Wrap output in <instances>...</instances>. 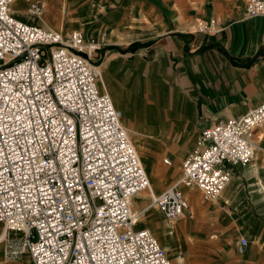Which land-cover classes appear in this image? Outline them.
<instances>
[{"label": "built area", "instance_id": "2783aa9c", "mask_svg": "<svg viewBox=\"0 0 264 264\" xmlns=\"http://www.w3.org/2000/svg\"><path fill=\"white\" fill-rule=\"evenodd\" d=\"M0 0V224L4 257L33 264H171L133 202L151 192L121 110L100 87L94 62L103 43L25 22ZM27 15L43 5L30 2ZM248 17H264V0H248ZM199 21L192 34L214 32ZM264 103L204 128L182 174L151 197L169 227L189 209L184 189L214 202L233 177L231 166L255 156ZM170 164V160H165ZM14 234V238L9 235ZM248 244L240 238V251ZM0 264H5L0 261Z\"/></svg>", "mask_w": 264, "mask_h": 264}, {"label": "crops", "instance_id": "0c3cea01", "mask_svg": "<svg viewBox=\"0 0 264 264\" xmlns=\"http://www.w3.org/2000/svg\"><path fill=\"white\" fill-rule=\"evenodd\" d=\"M139 1L142 4L136 18H150L153 35L144 38L145 43H141L138 50L125 52L123 59L113 60L111 53L106 56L101 52L103 60L99 54V62H94L100 65V69L105 66L104 70L111 71L109 77L107 74L106 84L115 95V101L123 102L118 98V92L126 94L124 106L135 101L131 100L128 87L133 75H143L148 83L155 74L161 76L159 78L167 94L161 93L159 98L150 100L144 117H134L133 125L136 123L139 130L133 137L147 147L156 145L161 151L168 150L175 161L186 160L204 128L242 116L264 103V17L245 14L248 0H169L171 3L181 1L182 10L173 8L171 3L162 5L161 0H121L122 7L110 8L112 10H108L110 13L104 19L114 26L122 18H133L135 10L132 4ZM115 2L106 0L98 3ZM165 5L168 13L163 18L160 6ZM155 6L157 9L160 7V14L156 13ZM128 7L131 10L126 11ZM12 12L19 19L28 13L14 9ZM199 19H215L214 32L192 34L191 31H183L194 20L197 24ZM138 52H141L140 56H137ZM102 89L107 92L104 87ZM137 105L134 103L133 106ZM115 106L124 113L122 107ZM260 130L258 128L254 133L258 147L254 160L244 166L228 165L233 172L232 180L224 190L222 200L216 204L219 208L212 211L215 213V233L218 231L222 239H232L223 247L220 264H264V132L259 133ZM172 145L175 147H169ZM168 160L172 165V160ZM196 201L200 199L194 198L193 202ZM149 204L137 228L149 229L139 227L154 207ZM242 237L248 240V244L240 251ZM174 243L173 252L182 255L176 239ZM25 256L19 262L9 261L5 259L3 250L0 251V261L5 264H33L28 255Z\"/></svg>", "mask_w": 264, "mask_h": 264}, {"label": "rangeland", "instance_id": "374dc122", "mask_svg": "<svg viewBox=\"0 0 264 264\" xmlns=\"http://www.w3.org/2000/svg\"><path fill=\"white\" fill-rule=\"evenodd\" d=\"M39 1L43 2V4L40 2V4L43 5L40 17L33 18V17H30V15L29 16L27 15L25 16V18H20V19L25 22H29V21L35 22L38 25L44 27L45 29L46 28L50 29L47 19L45 20V17L43 16V14L47 10L51 13L52 17L49 20L53 21V27H57V28L62 27L64 28L65 31H69V33L81 31L85 34L87 33L86 37H88V39L90 40L93 37L97 41L100 40L103 43V45H102V49L98 53L100 54V56H102V60H103V55H102L103 53L105 55L107 53H111L113 60H115V58L123 59L124 58L123 55L125 54V52L136 50V49L138 50L140 48V44L145 43L144 38H148L150 35H153L151 34L153 31L152 30L153 21L150 18L149 19H137L136 18L138 14V9L142 4L140 1L134 2L132 4L133 10H135V12L132 13L133 18L131 19H129V17L125 19L122 18V20L121 19L118 20L117 24H115L114 26L109 25V22L106 19H104V17L106 14L110 13L108 11L110 8L114 9L120 5L122 7L123 5L122 2H119L121 0H115L117 2H115L114 4L113 3H107V4L98 3L100 1L103 2L106 0H97L98 2L96 0H60L61 4L59 2H54L55 4H49L48 0H31V2H39ZM110 1H113V0H110ZM161 1H163L162 5L165 3L167 4L171 3L169 0H161ZM175 3L177 5H175ZM62 4H64V9L61 7ZM19 5H20L19 9L21 11L23 12L28 11L27 10L28 3L21 2ZM171 5H173V8L182 10L181 1L172 2ZM160 7H161V10H160L161 15L163 16L167 12L166 11L167 6L165 5V7L163 6H160ZM160 7L157 9V6H155L156 13L158 14H160V11H159ZM14 9L18 10V8L16 7H14ZM129 9L130 7H128L126 11H128ZM165 20H168L166 16H165ZM200 20L201 19H199V21ZM194 22H196V20L190 23L187 27L183 28V31L184 30L186 32L194 31L195 29ZM54 31L61 32L59 30H54ZM125 31L127 32V35L125 34L126 33ZM140 55H141V52H138L137 56H140ZM95 60L96 62H99V59L98 61L97 59ZM96 64L98 65V63ZM104 67L105 66H102V69H101L103 70V74L105 71L103 69ZM106 71L109 77V73H111V71L109 69H106ZM159 77L161 76L158 74H155V76H153V79H151L149 83L147 82L146 77H144L143 75H138V73L131 77L128 83V87H129V91L132 97L131 100L132 99L135 100V101H132L133 103L130 104L133 110L136 109L138 106V105L133 106L134 103L139 104L140 102V105L144 103L143 109H144V112H146L147 106L150 105L149 103L150 100L154 101L155 99L159 98L161 93L162 95L167 94L165 87L162 85L164 83L160 81ZM150 86H151V89L149 91L148 89ZM160 86H162V88H160ZM107 87H108L107 89L108 93L113 98V101H115V95L111 92V89L108 85ZM147 93H148V98H147ZM117 94L119 95L118 97L119 99H123V102H124V99L127 98L126 94L124 93L118 92ZM123 102L119 103L117 102V100L115 101V103L118 104L119 107L124 106ZM260 132H264V128H261L259 133ZM132 141H133V138H132ZM137 144H138L137 147H138V152H139L138 154L140 155L143 161L145 170L148 172L151 186L153 185V187L155 188L156 195L161 194L163 191L169 189V187L172 185L173 182H175L176 180L180 178L181 172H182V163L185 159L176 160V161L173 160L171 155L169 154V151L168 150L166 152L161 151L160 146L152 145V146L147 147L146 144L142 141H138ZM169 147L174 148L175 146L172 145ZM167 159L172 160V165H167L165 163V160ZM152 163L158 166V170L160 171L159 177L156 176L155 174H152V171H151ZM163 180H164V184H163ZM184 191L187 194L189 204L192 205L194 198H199L200 201H197V202L201 204V206H205L206 204L208 212L210 211L212 212L214 211V209L219 208V206H216V204H219V202L222 200V197L224 195V191H223L221 195L219 196V198L213 202L214 203L213 204L212 202H209L203 199L200 191H198L197 189L187 188V189H184ZM147 193L149 192L147 191ZM150 201H151L150 196L136 198V200L133 202V208L136 212L143 211L144 209H146V207H148L147 204H149ZM148 213H150L149 218L145 217L148 220H145L144 218L140 222L139 227H151V223L155 221L156 224H155V227H153V229H159L160 227L163 229V231L166 232L167 227H169V223L165 221L163 214L161 213L159 208L157 206H154L153 208H151L150 211H148ZM189 213L186 215L187 218L190 217ZM181 224L182 225L186 224V219L184 217L177 219L174 223V226L177 227L178 225H181ZM3 229H4L3 225L0 224V236L2 235L1 233ZM200 229L205 230V227L200 228ZM175 230H173L175 233L174 237L178 242V246H180L179 249L183 251L181 256H183L184 259H182V261L180 262L177 259L176 252H172L169 254V256L171 257L170 259L171 264H220V262L222 261V257H223L222 255H223L224 245L232 242L231 238L222 239L219 236V233L217 231L215 234L220 239L218 245H216L215 248H211V249L208 247L204 248L203 245L199 244L201 242H199L197 238V236L201 234V231L199 229L195 228V229L187 230L183 228L181 230H176V232ZM9 237L14 238L15 236L14 234H11L9 235ZM166 238H167V233H162V235L159 238V241L161 242L162 240V243L167 244ZM209 241H210V238L206 237L205 244L209 245L208 244ZM4 247H5V244L3 241L0 243V251L4 250ZM167 253L169 252L167 251ZM25 258L27 259L26 256Z\"/></svg>", "mask_w": 264, "mask_h": 264}, {"label": "bare ground", "instance_id": "6f19581e", "mask_svg": "<svg viewBox=\"0 0 264 264\" xmlns=\"http://www.w3.org/2000/svg\"><path fill=\"white\" fill-rule=\"evenodd\" d=\"M21 2H23V3H28V5H29V3L31 2V0H16L13 4H12V9H14V7H16V8H18V10H20L19 9V4L21 3ZM42 3L43 4V2L42 1H39V3ZM54 2H59L60 3V0H48V3L49 4H55ZM44 4H45V2H44ZM61 4V3H60ZM63 9H64V4H62V6H61ZM60 9V8H59ZM14 10H16V9H14ZM21 11V10H20ZM90 15V14H89ZM167 15V14H166ZM43 16L45 17V20L47 19V21H48V25H49V27H50V29H53V31L54 30H59V31H61V32H59V33H61L62 35L63 34H65V35H69V34H71V32L69 33V31H65L64 30V28H62V27H53V21H50L49 19L52 17L51 16V13L49 12V11H47L46 10V12L43 14ZM57 21V20H56ZM52 25V26H51ZM58 32V31H57ZM81 32V31H80ZM126 32V31H125ZM82 34H83V32H81ZM120 33V32H119ZM126 35H127V33H125ZM84 35V34H83ZM121 36V35H120ZM124 40V39H123ZM110 54V53H109ZM108 56V55H107ZM101 69H102V67H101ZM106 74H108L107 73V71L105 70L104 71V74L102 73V78H101V86L102 87H104L105 89H108V87H107V84H106V78H107V76H106ZM108 92V91H107ZM112 100H113V98H112ZM113 103L114 104H116L115 103V101H113ZM141 105H142V107H141ZM140 105V102H139V104H138V106H137V108L136 109H132L131 108V106L130 105H127V106H123L122 107V109H123V111H124V113H122V120L124 121V126H125V128H126V130H127V132H128V134H129V136L130 137H132L133 138V141H132V143H133V145H134V147L136 148V150H137V152H138V147H137V143H138V141L139 140H137L136 138H134L133 137V135H134V133H136V131L138 132V125L135 123L134 125H133V123H134V117L137 115V117L138 118H141V117H144L145 116V112H144V109H143V105H144V103L143 104H141ZM147 115H148V113H147ZM132 123V124H131ZM141 133V132H140ZM132 138H131V140H132ZM256 148H258V147H256ZM256 148H255V156H256ZM259 150V149H258ZM139 153V152H138ZM139 155V154H138ZM255 156H254V158H255ZM258 157V156H257ZM141 158V157H140ZM254 160V159H253ZM252 160V161H253ZM251 161V162H252ZM141 162H142V165H143V167H145L144 166V164H143V161H142V159H141ZM250 162V163H251ZM249 163V164H250ZM248 165V164H247ZM151 167H152V174H155L156 176H160V171L158 170V166L156 165V164H154V163H152L151 164ZM145 169V168H144ZM146 171V170H145ZM147 174H148V172H147ZM149 176V175H148ZM164 181V180H163ZM256 182H258V181H256ZM263 183V182H262ZM151 188H152V193L151 192H149V193H147V192H143V193H141V196H144V197H147V196H150V197H153V195H156L155 194V188L153 187V185L151 186ZM262 188V187H261ZM263 192H264V188H263ZM151 205V204H150ZM153 205H151L150 207H152ZM149 207V208H150ZM148 208V209H149ZM147 209V210H148ZM188 211L190 212V217L186 220V224H184L182 227L180 226V225H178L177 227L176 226H171V227H167V229H166V232L165 231H163V229L162 228H160L159 227V229H153V227H148L149 228V230L153 233V234H155V236L159 239L160 238V236L162 235V233H167V244H165V243H162V240H161V244H162V246L166 249V251H168L169 252V254L170 253H172L174 250V246H175V237H174V235H175V233H174V231L173 230H181V229H195V228H197V229H199L200 231H201V234H199L198 236H197V238H198V240H199V242H201V243H199L200 245H203L204 246V248H206V247H211V248H215V246L216 245H218V238H217V236H216V234H215V228H216V221L214 220V218H215V213H213V212H208V209L206 208V205L205 206H201V204H199L197 201L196 202H193L192 203V205L190 204V207H189V209H188ZM188 211L182 216V217H184V218H186V215H187V213H188ZM149 215H150V213H147L146 214V216H147V218H149ZM145 220H148V219H146L145 218ZM152 222V221H151ZM155 224H156V222L154 221V222H152L151 223V226H154L155 227ZM203 227H205V230H201L200 228H203ZM176 230H175V232H176ZM4 234L5 233H3L1 236H0V240L4 237ZM206 237H208V238H210V241L208 242V244L209 245H206L205 244V241H206ZM204 242V243H203ZM1 243V242H0ZM187 244V243H186ZM208 247V248H209ZM180 252V251H179ZM182 252V251H181ZM177 256H178V259L180 260V261H182V259H183V256H181L180 255V253H178L177 254Z\"/></svg>", "mask_w": 264, "mask_h": 264}]
</instances>
